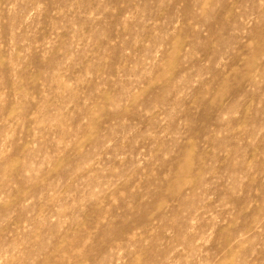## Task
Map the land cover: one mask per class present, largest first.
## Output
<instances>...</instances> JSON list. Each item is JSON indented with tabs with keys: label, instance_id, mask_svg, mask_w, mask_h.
Masks as SVG:
<instances>
[{
	"label": "clouds",
	"instance_id": "clouds-1",
	"mask_svg": "<svg viewBox=\"0 0 264 264\" xmlns=\"http://www.w3.org/2000/svg\"><path fill=\"white\" fill-rule=\"evenodd\" d=\"M194 2L0 0V264H264V0Z\"/></svg>",
	"mask_w": 264,
	"mask_h": 264
},
{
	"label": "rangeland",
	"instance_id": "rangeland-1",
	"mask_svg": "<svg viewBox=\"0 0 264 264\" xmlns=\"http://www.w3.org/2000/svg\"><path fill=\"white\" fill-rule=\"evenodd\" d=\"M173 7H175V5H173ZM195 7L196 4L194 0H187V3H185L182 11L187 16L193 13ZM169 11H171V9H169ZM4 20L9 21V23L4 24L5 34L7 36L10 35V23H11L7 13L4 14ZM89 31L90 29L88 27H85L84 32L88 33ZM61 35L63 36L65 34L62 33ZM37 43H42V40L38 39ZM197 43L193 42V29L191 28V26H189L184 33L178 34L174 39H172V46L175 48H181L182 50L187 49L190 46L193 49H195L197 47ZM17 51L18 53L23 54V49H18ZM41 51H43V48L41 49ZM113 59L118 61L119 54L118 53L114 54ZM31 61H32V66L35 69H37V71L43 68L39 53H33L31 55ZM10 71H11L10 66H5L3 68H0V73H4L5 76H8ZM55 118L56 117H52V119ZM75 123H76L75 120H73L72 121L73 127H75ZM88 131L89 130L86 129L81 130V136H80L81 144L79 147H76L75 145H73L72 147H68L62 135L58 136L56 138V141H54L52 150L49 152L47 157L48 159L56 160L54 169L48 180L44 181L43 184L38 186V188H43L45 187V185H47V196L45 197V199H50L51 196L56 194L59 187L63 186L64 184L63 174L66 169H71V166L73 164H75V169H71L73 171H79L80 169L85 168L87 166L88 162L85 160H80V157H82L84 153L88 151L89 144L94 142L87 135ZM77 161L79 162L77 163ZM41 166H43V161L41 162ZM257 182L258 183L260 182L259 179ZM38 188H34L33 190L36 191L38 190ZM50 209L52 211H55L54 205L52 203L48 204L47 207H45L43 203L41 204L39 212L43 214L42 220H47V214ZM64 215L68 216L69 218L72 217L71 213H64ZM80 221L83 222L84 227H87L89 218L85 215H81ZM64 227H65V233H68L69 230H71L72 233H76L77 231H79L81 232V234H83V229L80 227L79 224L69 223ZM46 230L47 228L45 227V231ZM106 247L109 248V251L105 252L104 256L97 261V264H116V261L113 259V252H112V248L114 246L106 245ZM96 254L97 253L95 249H93L88 257V264H92V256H95ZM115 255L119 256V253H115Z\"/></svg>",
	"mask_w": 264,
	"mask_h": 264
}]
</instances>
